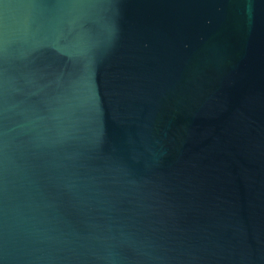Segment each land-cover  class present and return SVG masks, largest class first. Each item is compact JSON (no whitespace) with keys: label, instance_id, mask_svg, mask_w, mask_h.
Here are the masks:
<instances>
[{"label":"water","instance_id":"1","mask_svg":"<svg viewBox=\"0 0 264 264\" xmlns=\"http://www.w3.org/2000/svg\"><path fill=\"white\" fill-rule=\"evenodd\" d=\"M0 264H264V0H0Z\"/></svg>","mask_w":264,"mask_h":264}]
</instances>
